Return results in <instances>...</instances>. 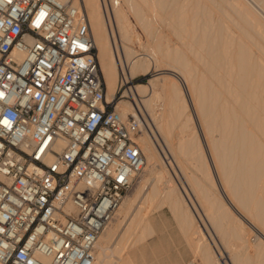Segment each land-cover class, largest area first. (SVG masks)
Returning <instances> with one entry per match:
<instances>
[{
    "label": "bare ground",
    "instance_id": "bare-ground-1",
    "mask_svg": "<svg viewBox=\"0 0 264 264\" xmlns=\"http://www.w3.org/2000/svg\"><path fill=\"white\" fill-rule=\"evenodd\" d=\"M205 1L80 0L106 86V100L113 98L118 87L120 68L127 80L147 74L151 68L160 71L148 85L124 92L137 104L113 99L114 109L122 116L141 114L139 109H143L151 120L147 124L141 114L143 128L136 142L144 157L142 169L154 182L144 188L149 182L146 179L132 197H123L113 214L116 223L107 228L108 223L97 237L92 264L130 261L125 250L130 247L134 228H140L135 245L151 232L143 212L153 200L166 204L177 216L186 237L195 240L192 245L195 253L201 252L203 264H218L186 203L187 192L183 196L171 181L169 170H175L173 167L181 172L232 264H264V24L241 0H224L245 23L239 27L225 14L240 28L236 33L224 16H212ZM164 28L171 29L179 45L171 44ZM158 101L164 108L156 114L153 104ZM189 103L196 110L202 141L191 116L186 115ZM145 125L149 131L144 130ZM151 136L159 141V150ZM163 174L170 184L161 188L158 183ZM244 223L262 237L254 246L246 239ZM110 246L116 255L113 260L105 259Z\"/></svg>",
    "mask_w": 264,
    "mask_h": 264
},
{
    "label": "built area",
    "instance_id": "built-area-1",
    "mask_svg": "<svg viewBox=\"0 0 264 264\" xmlns=\"http://www.w3.org/2000/svg\"><path fill=\"white\" fill-rule=\"evenodd\" d=\"M104 90L80 0H0V264L93 263L144 164Z\"/></svg>",
    "mask_w": 264,
    "mask_h": 264
},
{
    "label": "rangeland",
    "instance_id": "rangeland-1",
    "mask_svg": "<svg viewBox=\"0 0 264 264\" xmlns=\"http://www.w3.org/2000/svg\"><path fill=\"white\" fill-rule=\"evenodd\" d=\"M203 1H205V0H203ZM223 1L224 0H221V1L220 0H211V1L206 0L205 1L206 5L208 7H210L212 10V16H214V17H223L224 16V19H225L226 18L225 14L228 13L227 15H229L228 16L229 18L233 17L232 18L233 20H231L232 23L234 21H236L234 23L240 24L239 27H241V25L242 26L245 25V23H243L242 17L235 15L236 9L235 8L233 9V6L231 8L230 7L231 5H229V4H228L229 6H227L226 3ZM211 2H213V4ZM241 2L243 4L245 3L244 5L248 9L252 10L251 12H253V14L255 13L256 17L258 16L257 17L258 19L261 18L260 20L264 24V0H263L262 4L257 2V0H241ZM216 7H218L219 9H222L224 12L225 11L226 12L224 13ZM107 9H108V6H107ZM225 20L227 22L229 21L228 18H226ZM227 24L230 25L232 31L238 33L237 31H239V30H237V29H240V28H238V25L235 24L237 26V28H236V26L234 24L232 25L230 21ZM235 28H236V30H235ZM113 31H115V30H113ZM138 32L140 33L139 35L141 36V38H144L143 34L139 30H138ZM171 33H172L171 29H168V28L163 29V34L165 36H167L172 41L171 44L179 45L180 44L179 39L176 38V36H174ZM114 36H115V33H114ZM253 36H255V34H253ZM121 64H122V66H124L122 61H121ZM123 69H124V67H123ZM200 70H203V69L200 68ZM121 71H122V68L119 69V74H121L122 77L124 79H126L127 77L123 73L124 70L122 72ZM159 72L157 70L151 68V69H149V72L147 74L139 73L129 80L126 79L127 82L123 83L120 87H119V81H118V93L117 94L122 93L123 90H125V91H123L124 96L117 98V100H128L133 105L137 104L136 101H134L132 99H131L132 100L131 101L130 98L125 95L124 92L128 91L129 88L131 90L134 89L137 85H148L149 80H151L152 78H155V76L157 77L158 76L157 74ZM165 72H166V74L168 72V75H170L169 70H167V71L165 70L164 73ZM188 101H190V99ZM162 106H164L163 102H160V101L155 102V105L153 104L154 112L155 113L157 112L156 114H159V110L162 111V109L164 108V107L162 108ZM139 110L141 111V114L144 113L143 117L145 119V122H147V124H149V122H151V120H150L147 112H145L143 109H139ZM194 110H195L194 107L189 103V108L186 111V115L188 114V116L189 115L191 116L190 117V120H192L191 123L193 122V126L195 124V126L197 127V131H198L199 128H198V123L196 120L197 117L195 114L196 110L195 111ZM144 130L149 131L150 129H148L147 126L145 125ZM198 135L202 141L203 140L202 133L198 131ZM151 138H152L151 141L154 140L152 142L157 147V150H159V147L157 146V143L159 141H157V143H156V141H155L156 138L154 139L153 136H151ZM159 154H160V152H159ZM211 165H212V163H211ZM186 166H188L189 168H192V165L188 164ZM173 168L175 170H172V172L169 170V173L172 177L171 181L176 184V186L178 187L181 194H183V196L187 192L186 194L188 196L187 197L188 199L186 200V203L189 206L191 213L194 215V218L198 224V227L201 231V234L203 235V239H204L205 243H207L208 247L213 252V255L215 256L216 260L218 261V264H232V262L229 258L228 250L225 249V247L223 246L224 244H222L223 242H221V239L219 238V236L216 234L215 230L210 225L208 219L206 218V215L204 214V211L201 209L200 205L196 201L195 196L192 195L193 193L191 192L190 188L188 187V185L183 180L182 175H180L181 172L178 169H176L175 167H173ZM177 172H178V175H177ZM163 175L165 177L163 176L162 177L163 179H161L162 181L160 180V183L161 182L162 183L161 184L158 183V185H160L159 187H161V188L165 187L164 185L167 186V184H170V182L167 181V179H168L167 174H163ZM146 179L149 180V182L145 183L144 188L148 187L149 183L151 186L154 182V179L152 177H149L146 169H144V170L142 169L141 172L136 176L130 190L126 193L127 196L132 197L134 195V193L136 192V190L138 189L139 185H141L142 181H143V183H144V180L147 181ZM191 199L193 201H191ZM223 200H224L225 204H227V206L230 208V211L239 218L237 211L234 210V208H232L230 203L227 202L226 199H223ZM155 202L156 201L153 200L152 203L148 207H146L145 211L143 212V216L145 215L144 217L146 219H148V222L150 221L149 225H150L152 233L150 232L149 233L150 236L146 235L144 239L140 240L138 243L136 242V245H135V240L137 239V237L140 233V228L139 227H137V229L134 228V234L130 238V247L129 246H128V248L126 247V250H125V252L128 254V257L130 259V261L127 262V264H203L202 260L200 259V255H199L201 252L199 254H197V252L195 253L196 246L195 247L193 246L195 244L194 243L195 240L193 241V239L192 240L189 239V236L186 237V235H188V234L187 233L185 234V232H186L185 228L183 229L182 228L183 226L180 224V222H178L179 220L177 221V219H178L177 216H175V214H173V212H171L172 210H170L169 206H167L166 204L163 205L164 203L160 204V203H157V202L155 203ZM190 205H192V206H190ZM116 218H117V216L113 215V217L110 220L107 228H111L114 226V224L116 223V220H117ZM248 220H247V222H248ZM245 222H246V220H245ZM244 226H245L246 231L248 230L247 235H246V239L250 245L254 246L255 244H257L258 238H262V237L256 229L254 230L252 227L250 228L247 223H244ZM256 228H258V227H256ZM137 231H139V233ZM134 236H135V238H134ZM194 239H198L197 236H195ZM262 242H264V240H262ZM192 246H193V248H192ZM194 248H195V250H192ZM112 249H113L112 246H110V248L106 249V252L108 251L107 252L108 255L106 253L107 256L105 255V259L113 260L116 258V255H114ZM96 254L97 253H95V255Z\"/></svg>",
    "mask_w": 264,
    "mask_h": 264
}]
</instances>
